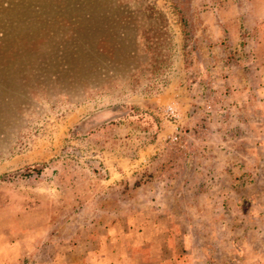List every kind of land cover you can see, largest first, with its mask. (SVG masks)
I'll return each mask as SVG.
<instances>
[{
	"label": "rangeland",
	"instance_id": "obj_1",
	"mask_svg": "<svg viewBox=\"0 0 264 264\" xmlns=\"http://www.w3.org/2000/svg\"><path fill=\"white\" fill-rule=\"evenodd\" d=\"M253 51L264 0H0V264H264Z\"/></svg>",
	"mask_w": 264,
	"mask_h": 264
},
{
	"label": "crops",
	"instance_id": "obj_2",
	"mask_svg": "<svg viewBox=\"0 0 264 264\" xmlns=\"http://www.w3.org/2000/svg\"><path fill=\"white\" fill-rule=\"evenodd\" d=\"M239 61L240 63L238 64V67L244 69L245 67L243 66H245V62L243 63L242 59H239ZM246 65H247V69H246L247 74L250 76L249 79L252 80V83H248L246 85H240L238 87V90L239 91L243 90L249 93V98L251 99V103L254 101L253 107H255V104L258 103L257 106L262 108L263 111H261V113L264 117V56L263 59L259 61V58H257L256 54H254V51L249 52L247 56ZM239 72L240 73H238L239 75L238 77L240 81H242V76H244V73H242L241 71ZM254 93H256V95ZM256 97H258L260 101L257 102Z\"/></svg>",
	"mask_w": 264,
	"mask_h": 264
},
{
	"label": "built area",
	"instance_id": "obj_3",
	"mask_svg": "<svg viewBox=\"0 0 264 264\" xmlns=\"http://www.w3.org/2000/svg\"><path fill=\"white\" fill-rule=\"evenodd\" d=\"M167 113L169 116L175 115V108L172 105H170L167 109Z\"/></svg>",
	"mask_w": 264,
	"mask_h": 264
}]
</instances>
